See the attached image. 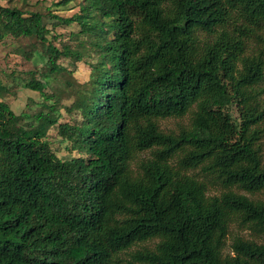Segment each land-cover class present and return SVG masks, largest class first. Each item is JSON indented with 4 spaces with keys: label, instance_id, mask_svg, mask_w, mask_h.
<instances>
[{
    "label": "trees",
    "instance_id": "obj_1",
    "mask_svg": "<svg viewBox=\"0 0 264 264\" xmlns=\"http://www.w3.org/2000/svg\"><path fill=\"white\" fill-rule=\"evenodd\" d=\"M50 17L78 27L73 46L0 5V39L46 45L25 88L50 100L58 59L94 60L72 123L55 100L12 130L0 101V264H264V0H81ZM56 124L64 157L46 139ZM232 226L250 239L225 253Z\"/></svg>",
    "mask_w": 264,
    "mask_h": 264
},
{
    "label": "rangeland",
    "instance_id": "obj_2",
    "mask_svg": "<svg viewBox=\"0 0 264 264\" xmlns=\"http://www.w3.org/2000/svg\"><path fill=\"white\" fill-rule=\"evenodd\" d=\"M61 1L0 0V5L15 7L26 15L31 13L42 14L45 27L49 31L46 35L47 41L57 49H61L64 44L73 46V43L68 41V34L76 32L78 27L75 24L68 27L58 24L53 27L54 20L50 16L55 14L62 18L70 17L78 12L81 0H71L66 5L56 6ZM53 34L58 35L57 38L52 37ZM45 46L32 37L12 38L11 36H4L0 39V86L2 88H0V101L6 103L16 117L8 124L12 130L28 129L29 125L35 124V121L34 119H24L21 114L33 115L40 111L46 113L43 105L51 104L55 100H57L56 108L60 114L57 124L72 123L77 119V116L74 113L70 114L67 108L74 104L79 91L88 81L89 63L93 62L94 59L88 55L80 61H74L67 57L58 59L57 64L63 68V71L48 78L44 93L48 96H54L50 100H44L38 92L25 88L24 84L31 79L40 80V75L47 72L49 64L45 55ZM261 86L263 89L262 99L264 100V83ZM57 124L48 129L46 139L56 156L64 157L69 153L57 135ZM187 125V117L182 119L168 118L159 122L160 129L165 133H178L181 128ZM72 155L75 156L76 152H72ZM262 155L264 162V145L262 146ZM234 235L250 239L247 231H240L232 226L225 243V253L230 252V244Z\"/></svg>",
    "mask_w": 264,
    "mask_h": 264
}]
</instances>
